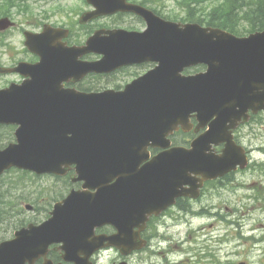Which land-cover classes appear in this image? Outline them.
I'll return each instance as SVG.
<instances>
[{"label": "water", "instance_id": "1", "mask_svg": "<svg viewBox=\"0 0 264 264\" xmlns=\"http://www.w3.org/2000/svg\"><path fill=\"white\" fill-rule=\"evenodd\" d=\"M89 2L97 10L82 17V23L126 11L143 18L147 28L142 33H95L85 47L73 50L102 55L97 62L82 63V75L140 62L156 66L122 92L79 94L57 87L59 77L68 79L78 72L75 60L66 55L46 71L40 70L41 64L25 66L19 71L32 79L0 92V122L18 126L16 144L0 151V174L15 167L60 175L75 164L82 187L95 191L71 193L55 204L48 221L29 225L1 243L0 264H34L58 242L62 260L72 264H92L89 257L107 246L122 256L142 249L140 233L151 215H159L179 195L196 198L203 181L245 164L234 158L229 146L219 157L207 156L205 147L221 125L247 109L264 110V32L237 38L220 29L165 21L124 0ZM8 27L7 19H1L0 31ZM199 64L207 66L204 73L182 74ZM192 112L200 123L216 116L210 130L191 144V150L172 148L139 168L147 158L146 148H168V137L177 125L185 127ZM186 171L203 179L188 182L186 193H176V180L177 187L187 183L181 181ZM104 225L115 233L94 235Z\"/></svg>", "mask_w": 264, "mask_h": 264}, {"label": "flooded vegetation", "instance_id": "2", "mask_svg": "<svg viewBox=\"0 0 264 264\" xmlns=\"http://www.w3.org/2000/svg\"><path fill=\"white\" fill-rule=\"evenodd\" d=\"M127 2L132 3L133 1L127 0ZM92 9L86 3V0H0L2 16L14 23L12 28L0 32V91L7 90L12 85L19 86L24 81H30L32 77L29 74L19 71L26 69L25 66L32 67L41 64L40 70L46 71L48 66H58L61 59L66 55L75 60L78 71L81 62H96L100 59V56L95 53L78 56L72 48L82 47L88 37L97 30L141 32L145 28L143 21L130 13H116L111 16L97 17L86 24H80V16L83 13L92 11ZM65 12H68V14L65 15ZM61 16H66L65 23L53 20V18ZM48 26L50 29H64L67 32L43 37L35 36L39 35ZM25 33H31L32 35L29 42L26 41ZM153 66L151 63H137L122 66L109 73H91L83 77L74 75L69 79H63V77H66L61 75L62 77H59V79L62 78L63 80L61 83L63 89L95 93L106 90L120 92L125 89L127 84L144 75ZM200 68L195 67L189 73L204 70ZM246 117V120L242 118L235 121L236 123L232 128L230 127L232 122L226 121L220 130L223 141L220 142L219 139H214L205 149L207 154L219 156L225 149L227 140L231 141L235 147L240 149L237 148L238 150H236L239 158L241 151L244 153L248 161L247 167L242 169L238 164L234 170L223 174L217 179L205 181L198 199L194 200L185 196L178 197L172 207L163 211L159 217L152 218L143 233V238L148 241V247L143 251L145 254L150 253L152 255L155 251L152 244L155 237L154 226L157 228L160 225H165L166 220L174 222L176 219H186L194 216L218 218L221 216V210L224 212L228 210L225 202L230 199L227 196H235L236 191L233 188L241 186L239 179L241 180L244 176H250L251 174L252 176L255 174L259 178H264V111L252 114L247 109ZM214 119L215 116L207 117V123L200 127L203 122L200 123L194 113L189 114L186 117V131L179 129L172 135V146H183L190 149L192 142L209 129ZM15 129L14 126L0 125V150L10 142H14ZM182 142L186 144H182ZM148 152L149 159H152L163 152V149L149 148ZM259 154L260 158L257 157ZM13 170L15 169L5 172L0 177V197L1 185H3L1 179ZM72 176L73 168L70 167L67 174L61 178L67 191L71 188L79 189L80 187V183L71 184ZM201 178L200 175H194V172L191 171L181 173L182 182ZM175 186L176 190L180 192H186L190 187L188 184H184L178 189L177 180ZM5 200L8 201V198H5ZM202 201L209 204L195 206L201 204ZM230 212L231 210H228V213ZM3 213H5L6 219L2 220L0 216V222L2 221L8 226L0 227V232L2 234L10 232L11 236L1 238L0 234V243L12 239L15 232L23 227V223L18 222L20 212L16 213L11 210ZM58 248L59 246H51L48 250L47 258L51 259L54 264L59 263L60 260L61 251ZM42 262L43 259L39 258L35 261V264H42ZM149 264L155 263L151 262Z\"/></svg>", "mask_w": 264, "mask_h": 264}, {"label": "rangeland", "instance_id": "3", "mask_svg": "<svg viewBox=\"0 0 264 264\" xmlns=\"http://www.w3.org/2000/svg\"><path fill=\"white\" fill-rule=\"evenodd\" d=\"M155 1L157 5L162 6L163 14L180 12L177 6L179 0ZM66 14L68 12H65ZM65 17L61 16L53 18V20L65 23ZM257 157L260 158L261 156L258 155ZM4 179L5 183L1 185V191L8 192L9 197H11V200L8 199L9 202L13 200L15 205L13 211L21 212L20 218L37 219L39 220L38 223L44 221L52 209L54 204L52 198H58L59 201L62 199L59 197L61 193L63 197L68 193L63 187L62 181L53 177L35 178L12 172ZM10 181H15L21 185L12 189L6 183ZM239 183L241 184L240 187L233 188L236 191L235 196H227L230 200L225 202V206L233 209L234 212L224 214V211L221 210V215L225 216V220L215 219L211 216L205 218L189 217L186 218L188 221L186 225L166 220L165 225L154 227L153 232H157L160 238H170L169 242L160 238L153 240L154 250L162 252L155 261L159 264L164 260L165 262L162 264H226L227 262L232 264L239 262L264 264V193H262V191L264 192V178L251 174L244 176L241 180L239 179ZM254 184L255 187H253ZM208 204L206 201H202L201 204L195 206ZM25 205L33 206V212L26 211ZM5 209L7 206H4L3 211ZM168 219L173 220L174 218ZM226 221H232L235 225L232 226L230 225L232 222ZM7 226L4 222H0V227ZM202 228L204 229L200 230ZM0 234L1 238L11 236L10 232L6 234L0 232ZM162 235L165 237H161ZM197 236H199L198 239ZM168 246L171 247L169 253H167ZM198 257L204 258L197 262ZM115 259H117V254L110 250L101 252L95 257L96 264H110ZM142 259L149 260L150 257H147L146 254H135L130 257L128 263L137 264ZM141 264L145 263L142 262Z\"/></svg>", "mask_w": 264, "mask_h": 264}, {"label": "trees", "instance_id": "4", "mask_svg": "<svg viewBox=\"0 0 264 264\" xmlns=\"http://www.w3.org/2000/svg\"><path fill=\"white\" fill-rule=\"evenodd\" d=\"M141 3L172 21L195 22L236 35L264 31V0H179L180 12L167 14L162 13V6L155 0H142ZM4 206H9V201L0 204L1 208ZM0 216L6 219L5 213L0 212Z\"/></svg>", "mask_w": 264, "mask_h": 264}, {"label": "bare ground", "instance_id": "5", "mask_svg": "<svg viewBox=\"0 0 264 264\" xmlns=\"http://www.w3.org/2000/svg\"><path fill=\"white\" fill-rule=\"evenodd\" d=\"M16 175V174H15ZM18 176V175H17Z\"/></svg>", "mask_w": 264, "mask_h": 264}]
</instances>
